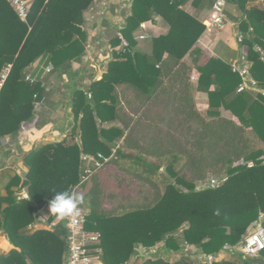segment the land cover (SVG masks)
Wrapping results in <instances>:
<instances>
[{"label":"trees","instance_id":"trees-1","mask_svg":"<svg viewBox=\"0 0 264 264\" xmlns=\"http://www.w3.org/2000/svg\"><path fill=\"white\" fill-rule=\"evenodd\" d=\"M94 1L32 0L22 22L0 0V139L16 137L44 100L41 81L25 79L33 64L47 58L50 72L59 73L84 55V13ZM189 1L196 6L204 0H131L124 25L111 40L113 50L122 49L112 52L100 80L72 93V131L79 143L38 145L23 156V177L2 180L0 237H8L13 249L0 252V264H64L66 239L61 231L68 217L50 214L48 225L61 219L54 229L32 225L38 207L49 208L56 192H72L77 185L82 154L97 160L113 155L111 164L152 191V198L117 212L101 206L95 187L83 196L79 206L88 215L84 229L99 234L101 264H127L137 248L149 250L161 243L171 252L193 247L194 258L217 256L241 246L261 215L264 230V96L237 93L241 79L217 58L197 66V82L191 81L193 63L184 58L199 56L194 47L205 27L181 9ZM233 1L244 35L240 47L251 63V77L264 91V9H247L248 0ZM155 17L169 29L151 40V54L146 55L136 49L133 34ZM119 87L129 93L125 101L130 112L119 99ZM197 92L208 95L206 116L196 109ZM221 109L237 121L221 117ZM111 121H119L120 128L102 126ZM136 122L147 123L139 137ZM172 130L180 132L182 145ZM144 140L146 147L141 146ZM210 174L221 182L198 189ZM19 191L24 199L17 196ZM193 255L182 254L171 262L160 256L138 258L134 264H264V250L258 259L239 262H196Z\"/></svg>","mask_w":264,"mask_h":264},{"label":"crops","instance_id":"crops-1","mask_svg":"<svg viewBox=\"0 0 264 264\" xmlns=\"http://www.w3.org/2000/svg\"><path fill=\"white\" fill-rule=\"evenodd\" d=\"M128 1V11L124 18H120L119 15L113 16L111 14V4L116 2L120 3L118 0H107L104 1V3H102L101 0H95L93 2L89 10L84 13L83 29L87 34L85 53L80 59L68 64L61 72H50L52 67L48 65L47 58L39 59L27 70L26 76L29 75L34 81H41L45 88V97L42 103H37L35 105V117L31 123H23L16 137L3 138L6 142L0 145L1 195L5 194L2 180L7 176L13 175L23 177L27 172V168L23 163V156L32 148L49 142L54 143L62 140L68 142L70 136L74 139L72 142L79 143V135L76 133L74 134L72 131L74 126L73 114L71 112L72 93L74 90L85 91L92 82L102 78L110 59L105 62L104 67H102L103 61L107 58H111L113 52V49H111V41L106 38L104 33L111 29L115 32L116 36L118 35L119 30L124 25L125 18L129 14L131 0ZM205 1L206 0L202 1L196 6H193L191 1H189L186 2L181 9L202 24L199 16L202 14V10H204L203 4ZM262 3H264V0H248L246 8L256 7L262 9L257 6ZM99 5H102L100 8L101 12H97L96 10ZM126 6L127 4L125 6L121 4L120 6H114V9L118 12L121 7L126 8ZM226 7L225 10L228 12V15H225L227 16L225 28L221 31L209 32L204 30L194 47L195 50H198L199 56L194 58L193 55L187 54L184 58V61L193 63L194 69L191 77L193 83L197 82L199 76L196 71L197 66H203L211 58H217L227 62V64H231L243 53V49L240 47L241 44H238L236 41L239 35H243L238 29L240 14L236 9H226ZM235 13H237V15ZM95 19L97 20V26L94 25ZM98 28L101 30L96 33ZM168 29L167 23L161 17H155L152 21L142 24L140 28L134 32V40L137 45V41L149 39L150 50L140 46H136V49L146 55H150L152 49L151 40L161 35H166ZM249 31L251 32V29H249ZM140 36H145V39L139 40L138 38ZM104 43L107 46L106 48L103 47ZM108 49H110V54L108 53ZM116 49L117 48L114 50ZM212 89L213 87H211V90ZM247 94L254 95L256 93L247 92ZM88 97L90 98V95H88ZM195 105L199 113L206 116L205 113L209 107L207 93L197 92L195 95ZM219 114L221 117L237 121L230 111L221 109ZM102 126L105 128H120V122H106ZM17 196L21 199L25 198L23 191H19ZM50 214L47 206L38 207L36 213L37 223H34L32 228L40 229L39 227L43 226L45 222L47 223ZM55 226L54 224L51 229H54ZM253 228L255 229V226ZM189 248L193 249L192 247ZM11 249H13V246L9 243V238L0 237V252H9ZM140 250L146 249L137 248L136 252ZM150 250L153 254L149 256V258L160 256L164 260H169L170 262L174 261V259H170V256L173 255L174 252L167 251L162 243ZM222 254L223 253L218 254L214 258L217 260L223 259L224 257L222 258ZM180 255L182 254L180 253ZM197 257L205 259L202 255ZM136 258L138 259V256L134 255L127 264H132Z\"/></svg>","mask_w":264,"mask_h":264},{"label":"built area","instance_id":"built-area-1","mask_svg":"<svg viewBox=\"0 0 264 264\" xmlns=\"http://www.w3.org/2000/svg\"><path fill=\"white\" fill-rule=\"evenodd\" d=\"M22 21L26 22L28 12L31 6V0H6ZM227 0H216L211 8L209 16L202 24L207 31H221L226 25L225 7ZM139 40L145 39V36H140ZM237 43L241 44L242 39L237 37ZM260 52V50H258ZM231 70L236 73L241 82L237 88V93L253 92L260 93L264 96V91L261 90L257 82L251 77L250 63L244 57L243 53L239 58L231 64ZM26 81L31 84L34 80L27 75ZM115 150H113V153ZM113 156V155H112ZM112 156L109 158H102L97 160L89 155H81V168L79 173V180L77 185L73 188L72 193L80 190L87 184V182L94 176V174L102 169L105 164L110 162ZM216 181H211L210 186L214 187ZM87 213L78 207L75 215L68 217L65 224V239H66V252L64 254V264H101L99 248L100 238L99 234L95 232H88L84 229L87 222ZM261 215L260 220L256 222L255 230L248 234V236L241 243L244 255L248 257H257L259 253L264 250V230L261 228ZM51 224L50 227H53ZM51 229V228H50Z\"/></svg>","mask_w":264,"mask_h":264},{"label":"rangeland","instance_id":"rangeland-1","mask_svg":"<svg viewBox=\"0 0 264 264\" xmlns=\"http://www.w3.org/2000/svg\"><path fill=\"white\" fill-rule=\"evenodd\" d=\"M104 1L107 0H101L102 3H104ZM115 1V0H114ZM118 2L120 3H113L111 4V14L113 16H118L120 18H124V16L126 15L127 11H128V0H118ZM215 0H206L204 2V10H202V14L199 16V19H201V21L203 22L205 19L208 18L209 13L211 11L212 6L214 5ZM118 4V5H116ZM121 4H124V6L127 4L126 8L121 7L119 10L120 11H115L114 6H120ZM264 4V3H262ZM262 4H258L257 6L259 8L264 9V5ZM102 5H99L97 7V12L100 11ZM226 9H231L233 10L236 9L234 1L232 0H227L226 1ZM113 7V8H112ZM101 12V11H100ZM228 15V12L225 10V15ZM237 15V13H235ZM204 19V20H203ZM227 19V16H226ZM94 25L97 26V20H94ZM204 26V25H203ZM101 30L100 28L97 29L96 33ZM106 35V38L111 41L113 40L116 35L115 32L111 29H109L106 33H104ZM98 35V34H97ZM95 35V36H97ZM240 38L243 41V35H239ZM237 41V40H236ZM108 45V44H107ZM136 46H140V47H144V49L150 50V44H149V39H146L145 41H137V45ZM102 47V46H101ZM103 47L106 48V44H103ZM112 49V48H111ZM122 49V47H118L115 51H120ZM257 49V48H256ZM258 50V49H257ZM114 51V50H113ZM108 53L110 54V49H108ZM111 60V58H107L106 60L103 61L102 67L105 66V62H107L108 60ZM249 62V61H248ZM250 63V62H249ZM251 66V63H250ZM117 93L119 95V99L122 101L123 103V107L128 108L126 105V101L125 100H129L128 98L129 93L126 92L125 88L119 87L117 88ZM54 98V97H52ZM52 101V100H51ZM196 109L198 110V108L196 107ZM128 112L129 108H128ZM204 114V112H203ZM131 116H134V114H131ZM140 122H143L140 121ZM135 132H136V136L139 137V135L141 133H144V129L147 126V123H135ZM159 129L161 130V132H164L166 130V127L164 126L163 123H160L158 125ZM172 132L175 134V136L177 137L178 143L180 145L183 144V138H181L180 132L179 131H174L172 130ZM74 139L72 138V136H70V139L68 140L69 143H72ZM50 143V142H49ZM141 146L142 147H146V141H142L141 142ZM163 169V168H162ZM183 175H185L186 177L189 176L187 171H182ZM221 180V177L217 176V175H208L207 178L205 179V181L198 183L197 188L201 189L204 186H208L211 184V181H216V185H218L219 182ZM215 185V186H216ZM93 187H95L96 189H98V193L100 195V199H101V206L105 209V210H111V211H119L121 210V208H128L130 206H134V205H139L141 203H143V201L145 199H150L152 198V191L151 189L146 186L144 184V182L138 180L136 177L129 175L128 173H125L124 171L120 170L116 165L111 164L110 162H108L107 164L104 165V167L102 169H100L99 171H97L94 176L87 182V184L85 186H83L82 189L80 190H76L75 194L79 195V196H85L87 194V192L92 189ZM80 207V206H79ZM61 222V219H57L53 222V224L57 225L58 223ZM254 227V226H253ZM40 229H50V225H48V223H44L43 226L39 227ZM255 229L252 228L250 230V232L254 231ZM182 245V244H181ZM193 248V247H192ZM195 249H191L186 245H183L179 251V253L174 252L173 255L170 256V259H174L176 260L178 258V256L181 254L185 255V254H191L193 255V251ZM153 252L149 249V250H140L136 252V256H138V258H149V256H152ZM222 258L224 257L225 259H229V260H235L238 261L239 260H243V259H258L257 257H248L246 255H244L242 247H236L233 252H229V253H223ZM165 257V256H164ZM204 258H198L195 257L193 255V259L197 262V261H212L213 259H215V256H209L206 257L204 256ZM137 259V258H136ZM134 264V262L132 263Z\"/></svg>","mask_w":264,"mask_h":264},{"label":"clouds","instance_id":"clouds-1","mask_svg":"<svg viewBox=\"0 0 264 264\" xmlns=\"http://www.w3.org/2000/svg\"><path fill=\"white\" fill-rule=\"evenodd\" d=\"M83 197L70 191L56 192L49 201V212L59 218L71 217L76 214Z\"/></svg>","mask_w":264,"mask_h":264},{"label":"water","instance_id":"water-1","mask_svg":"<svg viewBox=\"0 0 264 264\" xmlns=\"http://www.w3.org/2000/svg\"><path fill=\"white\" fill-rule=\"evenodd\" d=\"M5 142H6L5 139H0V145L1 144H5ZM162 172L163 173L165 172V168L162 169ZM253 226H256V223H254ZM61 233H62V236H65L66 235V231L65 230H62ZM9 243L12 244L10 240H9ZM225 248L228 249L227 246Z\"/></svg>","mask_w":264,"mask_h":264}]
</instances>
